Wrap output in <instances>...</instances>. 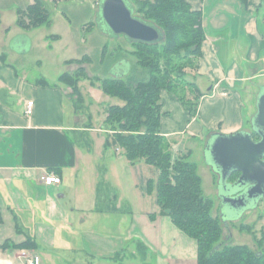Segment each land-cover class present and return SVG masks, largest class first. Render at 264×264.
<instances>
[{
  "label": "crops",
  "instance_id": "crops-1",
  "mask_svg": "<svg viewBox=\"0 0 264 264\" xmlns=\"http://www.w3.org/2000/svg\"><path fill=\"white\" fill-rule=\"evenodd\" d=\"M24 1L21 6L15 0H0V264H22V249L35 255L39 264H128L133 244L139 245L143 264L153 263V255L175 264L187 257V249L192 258L196 241L168 215H146L147 227L154 228L153 240L145 234L126 235L124 216L142 199L136 191L133 202L115 181L128 178L142 193V181L158 172L154 168L150 175L141 173L142 168L151 171L142 167L148 164L142 159L130 163L118 147L116 153L106 155L105 150L93 157L94 142L75 136V131L93 128L79 126L73 104L71 108L65 105L72 97L68 86L59 81L63 72L51 81L44 56L30 57L33 49L47 56L83 44L82 30L72 28L68 16L57 7L74 1L41 0L49 14L47 29L17 24L18 12L34 3ZM186 1L200 13L204 39L190 81L199 92L195 113L166 90L160 91L159 131L173 155L193 153L213 133L249 131L255 99L264 84V0ZM50 9L63 16L61 31L51 30ZM58 59L60 68H65L64 61L75 58ZM75 66L68 64L64 72L74 71ZM78 86L84 100L94 103ZM30 100L32 112L27 115L24 111ZM48 173L56 174L60 183L46 185L42 176ZM147 191V201L157 208L154 190ZM109 213L118 216L115 226L121 236L100 231L105 226L112 229V219L97 220L98 214ZM26 240L32 246L20 247Z\"/></svg>",
  "mask_w": 264,
  "mask_h": 264
},
{
  "label": "trees",
  "instance_id": "trees-1",
  "mask_svg": "<svg viewBox=\"0 0 264 264\" xmlns=\"http://www.w3.org/2000/svg\"><path fill=\"white\" fill-rule=\"evenodd\" d=\"M131 3L135 15L161 30L162 39L153 44L129 42L136 47L133 55L139 64L148 69V79L131 75L132 63L128 57L114 61L129 63L124 75L94 78L106 95L123 101L122 105H109L106 109L105 120L115 134L112 139H105L104 146L118 147L130 163L142 159L157 170L156 182L150 181L148 186L154 190L160 213L168 215L175 226L196 241L197 264H264V252L253 253L246 246L219 240L221 219L210 214L211 200L203 195L201 177L189 160L190 152L173 155L169 142L159 131L161 89L178 99L190 113H195L199 92L193 83L179 76L184 75V68L196 70L198 67L204 39L200 13L192 10L186 0H132ZM48 22L49 14L41 0H34L25 11L18 12L17 24L21 27H37ZM181 51L184 56H180ZM87 60L83 56L66 62L80 65ZM84 77L88 78L82 66L59 76V81L71 87L79 102L83 97L78 83ZM180 84L194 93L192 99L185 93L178 94L176 86ZM234 178L232 174L228 181ZM31 246V240L20 244L23 248Z\"/></svg>",
  "mask_w": 264,
  "mask_h": 264
},
{
  "label": "rangeland",
  "instance_id": "rangeland-1",
  "mask_svg": "<svg viewBox=\"0 0 264 264\" xmlns=\"http://www.w3.org/2000/svg\"><path fill=\"white\" fill-rule=\"evenodd\" d=\"M54 0H51V2ZM71 4H65L63 6H57L59 10L65 12L71 22V27L75 28L77 31L82 30V38L83 41L81 46L76 48H65L59 49L56 54L48 53L47 56L42 51H36L33 49L30 51L31 59L32 56H44V64H45V72L47 73L49 79L55 82V78L57 74L64 73L65 68L68 66V63L65 62V68L60 66L58 58L66 57V58H81L83 56H87L88 60L82 62L80 65L75 64V70L82 66L84 68V73L86 77L79 81L78 85H80L81 89L84 90L83 92L88 93L91 98L94 100L90 102L89 100H82L79 102L76 95L72 94L71 87L68 86L66 88L67 93H70L71 99L65 101V105L68 108H71V103L74 106L75 113L77 112V124L79 126H91L93 128L92 131H75V136L77 138L82 137V141H89L94 142L93 144V157L101 156V151L106 150V155L114 152L116 153L117 150L114 149L113 146H104L106 138H113L114 131L111 130V126L109 122L105 120L106 116V109L111 104H121L122 102L115 98L110 97L105 94L102 89V86L99 82L94 78L104 79L108 78L112 72H115V67L118 62H114L119 57H128L132 63L131 75L142 78L148 79L149 71L147 68L143 67L139 64L138 58L133 55V52L136 50V47L132 44L127 43L121 36L118 38L109 37L107 34V27L104 25L100 14H99V4L100 0H73ZM130 3L132 0H128ZM21 4V6H25L24 0H15ZM132 4V3H131ZM45 8V6L43 5ZM56 7V6H55ZM46 9V8H45ZM47 10V9H46ZM62 11V12H63ZM50 18L52 19L51 22V30L55 32L61 31L64 26L63 16L60 12H56L55 10L50 9ZM50 23V20H49ZM90 26H92L90 28ZM38 27V26H37ZM42 29H47L46 25L43 24ZM88 29V30H87ZM85 41V42H84ZM184 51L180 52V56H184ZM33 62V61H32ZM114 62V63H113ZM183 64V63H181ZM115 66V67H114ZM126 70L129 69V63L123 66ZM74 70V71H75ZM68 72V73H73ZM66 72V71H65ZM183 76H179V79L183 81L190 82L191 77L193 75V69L187 67L184 68ZM181 86H176L178 94L183 95L186 94V97L192 99L194 96L190 94L189 89H185L183 84ZM163 90V89H162ZM161 91V90H160ZM168 92V91H167ZM176 93V91H175ZM177 94V93H176ZM177 94V95H178ZM83 97V96H82ZM246 102V107H247ZM246 112V108H245ZM90 116V117H89ZM105 116V117H104ZM250 124V123H249ZM89 128V127H88ZM253 138L256 139L257 137L253 134ZM92 143L90 145H92ZM196 144V143H195ZM194 144V145H195ZM204 146L205 145H196L194 151L190 152L189 160H191L196 165V171L201 177V188L203 195L211 200V209L210 214L212 217L221 219L219 222L220 225V233H219V240H223L226 244L229 245H239V246H246L250 251L253 253H260L264 252V203L260 201L255 208L248 209L241 213L239 210L229 209L228 207H224L222 205L221 199L217 193V179L218 176L211 170V165L206 162L204 158ZM120 149V148H119ZM121 150V149H120ZM104 153L102 152V155ZM192 154V155H191ZM104 156V155H103ZM99 161V160H98ZM99 164L104 165L103 161H99ZM146 165V164H145ZM207 166L211 168L209 172L207 171ZM139 167V166H138ZM142 167H150L151 171L148 168H142L140 171L143 174L150 175L149 172L152 173L154 171V167L151 165L142 166ZM141 168V167H140ZM139 171V170H138ZM152 175V174H151ZM138 176V175H137ZM136 178V177H135ZM157 180V176L148 180L144 179L142 183L139 185L140 190L142 191L144 197H142V193L139 192V189L136 190L134 185L130 182V180L120 178L115 182L119 183L120 191L124 195L126 194L129 196V199L134 202L136 195L142 199L140 202H135L131 214L125 215V219L128 221V224H125L126 235L133 236L134 234L142 235L145 234L147 236H151V232H153L146 225V218L147 216L150 217L151 214L153 215H160V210L157 205L151 206L150 203L147 201L149 197L145 196L144 192H148L147 188L148 182H152L154 184ZM141 182V181H140ZM151 184V185H152ZM136 191L138 193H136ZM155 198V193H154ZM154 212V213H153ZM160 213V214H159ZM241 213V214H240ZM147 215V216H146ZM116 217V218H115ZM116 214H98L97 220L102 222L109 221L112 219L113 222L112 229L109 226H105L100 231L103 232V235H113V236H121V231L117 226V218ZM219 219V220H220ZM116 225V226H115ZM153 226V225H151ZM181 230V229H180ZM182 231V230H181ZM135 232V233H134ZM183 232V231H182ZM184 233V232H183ZM187 235V234H186ZM139 236V235H138ZM143 236V235H142ZM188 236V235H187ZM153 240V239H152ZM197 245L192 250V258L190 255V250L187 249L188 255L187 257H183L175 262V264H196V249ZM131 253H129V260L128 264H143L141 259V251L139 245H131ZM134 251V253H133ZM15 264H19L15 262ZM151 264H170V261L167 260H159L156 256L153 255V263ZM173 264V263H172Z\"/></svg>",
  "mask_w": 264,
  "mask_h": 264
},
{
  "label": "water",
  "instance_id": "water-1",
  "mask_svg": "<svg viewBox=\"0 0 264 264\" xmlns=\"http://www.w3.org/2000/svg\"><path fill=\"white\" fill-rule=\"evenodd\" d=\"M99 5L109 37L122 36L128 42L145 44L158 43L162 39L161 30L135 15L128 0H100ZM127 63L118 62L112 75L127 73L123 67ZM204 158L218 176L217 193L224 207L243 213L255 208L260 201L264 203V84L255 99L250 130L211 134L204 146ZM234 173L238 176L228 181Z\"/></svg>",
  "mask_w": 264,
  "mask_h": 264
},
{
  "label": "built area",
  "instance_id": "built-area-1",
  "mask_svg": "<svg viewBox=\"0 0 264 264\" xmlns=\"http://www.w3.org/2000/svg\"><path fill=\"white\" fill-rule=\"evenodd\" d=\"M33 101H27L25 114L29 115L32 112ZM42 180L46 185L58 184L61 179L54 173H48L42 176ZM20 255L24 258L22 264H39L38 258L35 255H30L26 250L22 249Z\"/></svg>",
  "mask_w": 264,
  "mask_h": 264
},
{
  "label": "flooded vegetation",
  "instance_id": "flooded-vegetation-1",
  "mask_svg": "<svg viewBox=\"0 0 264 264\" xmlns=\"http://www.w3.org/2000/svg\"><path fill=\"white\" fill-rule=\"evenodd\" d=\"M234 174H235V178H236V177L238 176V173H234ZM235 178H234V179H235Z\"/></svg>",
  "mask_w": 264,
  "mask_h": 264
}]
</instances>
